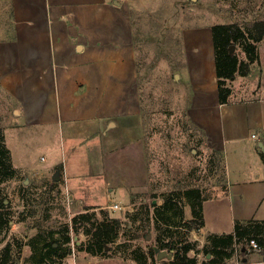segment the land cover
Segmentation results:
<instances>
[{
  "label": "rangeland",
  "instance_id": "374dc122",
  "mask_svg": "<svg viewBox=\"0 0 264 264\" xmlns=\"http://www.w3.org/2000/svg\"><path fill=\"white\" fill-rule=\"evenodd\" d=\"M128 4L142 137L129 150L119 151L114 158L111 155L107 165L103 160L105 175L103 169L99 176L93 173L95 147L85 144L76 150L70 166L76 169L79 165L87 175L73 178L70 184H77L81 198L70 196L73 191L66 188L64 179L60 184L59 178L52 179L54 170L38 166L29 173L17 166L20 162L49 165L61 158V150L56 135L50 138L42 133L41 125H20L23 120L0 101V131L15 162L10 153L14 174L0 181V253L10 244V264H68L69 260L75 264H168L186 243L193 245L186 255L195 256L197 264L211 256L204 250L207 234L196 226L193 211L203 199L222 194L225 180L218 154L207 145L203 129L188 116L199 114V108L192 96L196 90L183 78L186 52L182 37L194 27L209 37L213 24L230 22L246 31L256 19L264 18V0H128ZM12 17L10 0H0V39L12 33ZM257 50L259 58L249 65L248 73L236 72L227 80L237 96L256 92L263 79L264 39L257 42ZM230 52L246 59L238 42ZM212 66L205 68L207 85L215 79ZM164 201L167 206L162 207ZM85 206H94L91 209L100 219L117 217L121 222L115 241L98 255L79 248L88 236L82 225L72 227L71 218ZM47 242L55 249L45 246ZM161 243L166 245L162 248ZM160 250L172 257L158 258ZM247 251L246 260L252 251L248 243ZM58 253L64 256L59 258ZM85 257L93 260L87 262ZM242 261L235 249L222 264Z\"/></svg>",
  "mask_w": 264,
  "mask_h": 264
},
{
  "label": "crops",
  "instance_id": "0c3cea01",
  "mask_svg": "<svg viewBox=\"0 0 264 264\" xmlns=\"http://www.w3.org/2000/svg\"><path fill=\"white\" fill-rule=\"evenodd\" d=\"M10 7L12 33L0 39V101L23 120L13 126L41 125L42 133L56 135L61 150V158L49 165L17 166L29 173L38 166L58 170V184L64 179L70 196L79 198L77 184L70 181L87 172L70 166L76 150L95 147L93 173L99 176L103 169L105 175L103 160L107 165L111 155L142 137L128 0H10ZM211 38L198 27L182 37L183 78L196 90L192 96L199 108V114L188 116L225 165L224 192L201 203L205 235L232 232L235 221L264 220V160L258 145L264 146V76L256 92L237 96L232 88L229 101L219 103L216 75L209 85L204 80L208 65L215 72ZM251 250L247 264H264V246Z\"/></svg>",
  "mask_w": 264,
  "mask_h": 264
},
{
  "label": "trees",
  "instance_id": "16d2710c",
  "mask_svg": "<svg viewBox=\"0 0 264 264\" xmlns=\"http://www.w3.org/2000/svg\"><path fill=\"white\" fill-rule=\"evenodd\" d=\"M212 45L214 53V68L217 79V94L219 103H226L229 101L232 88L227 80L230 79L234 73L238 72L241 75H246L249 71V65L257 61L259 58L257 50V42L264 39V18L256 19L252 26L246 31L237 23L230 22L225 24H213L211 26ZM240 43L242 50L246 54L245 60H240L238 57L230 52V46L233 43ZM214 153L219 156L221 172L225 175V165L220 151L211 148ZM260 156L264 160V146L260 149ZM14 174V168L11 163L10 152L5 144L4 137L0 131V181L11 177ZM225 180V176H224ZM225 190V183H224ZM192 192V191H190ZM200 201L198 203V210L193 211L194 219L197 227L203 226V216ZM2 205L3 203L0 202ZM173 205V204H172ZM167 202L164 201V205ZM94 206H85L83 211L75 214L71 218L73 229H77V225H82L83 233L88 236L87 242L79 248L85 250L92 255H98L104 252L105 246L108 243L114 242L118 236L121 222L117 217H103L102 219L96 216L93 209ZM2 222V221H0ZM192 228V226H188ZM68 231V225L64 227ZM65 234V233H63ZM254 238L259 246H264V220L246 222H234L232 232L229 233H208L205 236L206 243L204 250L210 252L211 256L204 260L201 264H222V261L232 256L235 249L238 250L242 258L247 254V243L249 239ZM69 236L64 235V240L68 241ZM162 248L166 245L161 243ZM52 243L47 242L45 246ZM193 249V245L186 243L182 248H177L173 254V258L169 260L168 264H197L195 256H187V252ZM11 246L7 244L0 253V264H10ZM152 253V251H150ZM59 258L64 256L63 253L57 254ZM140 264H145L141 262ZM242 264H247L242 261Z\"/></svg>",
  "mask_w": 264,
  "mask_h": 264
},
{
  "label": "water",
  "instance_id": "95a60500",
  "mask_svg": "<svg viewBox=\"0 0 264 264\" xmlns=\"http://www.w3.org/2000/svg\"><path fill=\"white\" fill-rule=\"evenodd\" d=\"M232 47V45L230 46V48ZM259 147L260 148H263V144L260 142L259 144ZM59 178L58 176V171H55L54 174L52 175V179L53 180H57ZM106 249L108 248L107 246L105 247ZM167 257V258H171L172 257V253H166V251L164 250H160L158 253H157V257L158 258H161V257ZM207 257H209V255H207ZM243 261H246V258H243Z\"/></svg>",
  "mask_w": 264,
  "mask_h": 264
},
{
  "label": "built area",
  "instance_id": "2783aa9c",
  "mask_svg": "<svg viewBox=\"0 0 264 264\" xmlns=\"http://www.w3.org/2000/svg\"><path fill=\"white\" fill-rule=\"evenodd\" d=\"M114 208L117 207V205H113ZM248 245L251 249H259L260 246L258 245L257 241L254 238L249 239Z\"/></svg>",
  "mask_w": 264,
  "mask_h": 264
}]
</instances>
